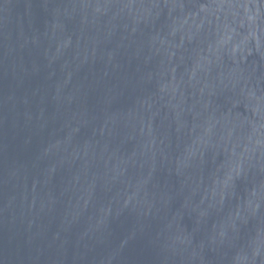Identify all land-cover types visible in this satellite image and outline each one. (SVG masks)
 Wrapping results in <instances>:
<instances>
[{"label":"water","instance_id":"obj_1","mask_svg":"<svg viewBox=\"0 0 264 264\" xmlns=\"http://www.w3.org/2000/svg\"><path fill=\"white\" fill-rule=\"evenodd\" d=\"M0 264H264V0H0Z\"/></svg>","mask_w":264,"mask_h":264}]
</instances>
